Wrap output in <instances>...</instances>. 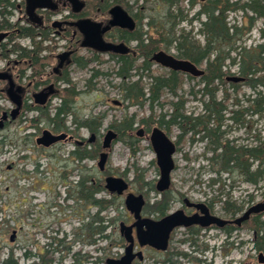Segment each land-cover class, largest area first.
<instances>
[{
	"label": "rangeland",
	"instance_id": "obj_1",
	"mask_svg": "<svg viewBox=\"0 0 264 264\" xmlns=\"http://www.w3.org/2000/svg\"><path fill=\"white\" fill-rule=\"evenodd\" d=\"M85 1L87 8L89 7L86 10L87 16H93L95 14L93 6L97 5V0ZM128 1L130 3L133 0ZM199 2L200 0H196L194 6L188 8L189 1H184V8L187 9V19L176 26V33L189 32L192 38L203 43V34L198 31L200 27L198 19L192 20V22L188 21L199 8ZM160 10L161 8L159 6L157 7L153 4L152 6H148L146 13L155 16L154 14ZM129 12L133 14L136 10L133 9V11ZM12 13L8 19L9 21L15 22L18 16L17 10H14ZM66 13L67 9H63L59 13H53L50 21L59 19L60 16ZM200 19H203V17L201 16ZM226 21L229 26H232L235 21H238L239 27L247 23L246 16L240 10L228 12ZM145 22L146 19L142 22L141 27L143 31L148 29ZM263 26L264 18L256 19L254 25L251 26L248 32L251 40L249 38L246 39V35H244L239 43L237 42L238 47H252L258 42L264 43L262 37L258 38L260 28ZM47 29L49 30L45 31L48 35L45 38H36L37 45L27 37H21L17 40L21 47L28 49H36V46L42 45L39 53L40 56L48 55L52 58L50 60L51 62L46 64L47 66L44 67L43 74L38 79L35 76L30 80L27 79V75L31 74V70L27 69L25 78L21 81L19 79V82L24 84L32 80L34 82L37 80H47L48 82H54L59 91L66 84L61 80H57L56 76L50 73L56 63L55 55L61 52L69 43L68 39L70 36H61L54 32L53 29L49 27ZM148 31L152 32L153 30L148 29ZM115 34L117 35V33ZM74 47H76L75 44L73 45ZM169 52L174 53V49L171 48ZM232 55L235 56V53L233 52ZM10 57H14V55L11 54ZM76 57L79 59L80 64L82 63V58L89 60V63L85 68H81L80 64L74 60ZM71 58L73 62L66 67V71H68L69 77L78 91V94L73 99L74 116L80 121L82 117H85L90 112L93 115L104 114L105 117L99 135L100 142L110 122L118 121L124 114L128 116L135 114L136 120L147 117L150 114L147 103L143 106L130 105L128 101L123 99L120 86L121 80L115 75L117 66L111 60L108 53H95L79 48L73 53ZM4 63L5 60L0 57V67ZM200 68H203V66ZM228 68L230 71H237L236 64L230 65ZM92 69L98 70L101 74L93 78L89 83L90 85H88L86 81L91 76ZM151 70L156 75L168 71L167 68L157 63L151 66ZM184 77V82L178 91V95L183 96V99H185L184 108L186 113L200 114L202 113V99L204 97L202 96V92L198 91L201 89V85L197 84L199 77L195 76L192 79L186 76ZM132 79L135 80L136 76H133ZM148 81L149 78L143 77L142 84H144L146 89ZM190 88L193 89V94L189 92ZM261 89L264 90V87ZM227 92L229 99L226 102V114L233 110L237 111L246 107L248 105L246 98L249 94L253 93L245 85H241L237 93H234L232 88L227 85ZM31 93L32 91L29 90L26 94L28 103L32 101L29 97ZM216 96L218 99L221 98L222 93L220 90H218ZM170 99L171 96L165 94L160 98V101L166 102ZM237 99L239 102L236 101ZM114 100L121 101V105L118 106L115 104L113 102ZM60 102L61 98L57 93L50 100L49 108H54ZM0 105L3 108L11 107V102L6 95L0 96ZM162 113H170L169 105L165 104L164 107L154 105L153 117L156 118ZM37 116L38 112L22 111V114L16 120L6 124L3 130L0 131V140H5L0 145V234H2L5 244L0 258H4L10 247H12L13 257L18 261V264H30L32 261H25L21 255L23 248L27 246L32 249V252L34 251L33 239L35 237L38 238V244L40 246L47 241H51L54 236L56 238L66 237L69 240L71 231L77 228L80 222L77 215L82 214V205L73 203L71 200L67 202L64 199L67 194L66 186H70V184L64 185L62 183V180L66 179V176L67 180L72 181V183L77 179L78 173L82 172V162L76 163L75 161H71L69 151L73 148L72 142H59L47 148L36 145L35 139L41 135L42 130H51L50 125L46 121H31L33 118H37ZM244 118L246 119V128L232 125L235 129L232 128V130L224 133V137L229 140L234 139L235 141L233 140V142L236 145L247 142L253 143L254 135L259 133L261 135L263 134L264 114L263 116H244ZM70 119L71 117H67L65 124L69 125L71 129H75L74 125L70 124ZM248 121L253 123L252 129L249 127L251 131L247 127L249 125ZM228 124L229 121H224V124L221 126V131L225 132ZM179 133L180 131L176 127H171V130L167 134L173 141H177ZM78 135L79 137L87 139L91 134L86 129L79 128ZM189 137L190 134H187L177 143V149L173 155L175 168L170 175V194L175 195L180 192L185 194L189 199L209 200L211 210L218 216L227 215L222 208L226 200L244 209L250 203L249 195H252L253 199L251 200L254 201L259 198L260 191H264V180L261 189H256L253 185L240 182L237 178L229 180L226 178V174L220 175V181L213 182L212 179L217 178L219 175L215 172L216 168L213 170L205 158L210 156V153L207 151V141L201 140L200 136L195 135L194 141L191 142ZM139 147L135 155L131 156L130 151L122 141L113 142L107 151L108 158L105 167L111 171L112 175L123 176L129 182V190L135 194L142 193L151 206L155 202V198L159 196L156 194V191L142 186L141 181L144 179V181H153L155 184L159 177L155 162V152L151 148L150 143L145 139L139 141ZM97 161L98 157L95 160L86 161V163L88 167H92L94 175L103 180L105 174L99 171ZM133 164L142 173L143 178L140 182L136 180L138 172L136 173L134 171ZM123 171H125L124 174H122ZM110 195L108 192L99 194L100 197L103 196L106 198H109ZM116 197L115 205L107 215L109 218L118 217V219L107 228V233L112 234L113 238L119 240V222L125 221L126 223H130L132 216L124 205L125 194ZM53 203L55 204L53 205ZM68 203L72 204V206L67 207ZM178 206V201L171 203L173 209ZM92 212H94V209H92ZM31 222L33 224L32 226ZM39 227L40 231H37ZM14 229L17 233L14 241L11 242L9 241V236ZM180 231H183L182 228L173 234L167 251L157 252L151 249H144V259L140 262L135 261L134 264H161L158 261L166 258L171 259L175 264H190L187 263L184 257L177 254V251L185 253L192 251V258L196 257V262L204 261L199 264H208V262H213V264H257L256 253L251 240L252 230L249 227L233 230L227 238L219 229H211L210 231L199 233L196 237H193L195 238V240L193 239L195 246L190 243L179 244L178 239H181ZM182 235L186 236L185 234ZM223 241L229 243V252L226 255L222 253L223 246H221V243ZM53 245L56 246L54 243ZM108 245V242L100 241L96 245H76L73 250H79L80 255L88 252L92 257H103V248ZM204 247H207L206 250ZM194 249L198 253H195L196 251ZM106 252L109 254L108 257L118 258L123 252V245L121 243L114 244ZM53 256L55 259L54 264L73 263V257L65 255L62 246ZM100 264L105 263L101 262Z\"/></svg>",
	"mask_w": 264,
	"mask_h": 264
},
{
	"label": "trees",
	"instance_id": "obj_2",
	"mask_svg": "<svg viewBox=\"0 0 264 264\" xmlns=\"http://www.w3.org/2000/svg\"><path fill=\"white\" fill-rule=\"evenodd\" d=\"M185 0H133L129 3L128 0H97V4L105 7L117 5L118 8L124 11H133L134 26L131 32L126 30H119L117 37L127 42H135L134 54L115 55L108 53L111 60L116 64L117 69L115 75L121 80V92L123 99L128 101L130 105L143 106L148 104L150 114L147 117H142L136 120L135 114L128 116L124 114L117 122H110L111 129L116 128L119 131L115 141H122L125 146L129 148L130 155L133 156L139 150V141H134L128 136L129 130L134 129V124L138 122L146 127L157 125L168 132L171 127H176L180 133L178 141L190 134L189 140L194 141L195 135H200L201 140H206L207 151L211 152V156L205 157L212 169L219 175L217 178L212 179L213 182L220 181V175L226 174L227 179L237 178L244 183L257 186L264 180V129L263 134H256L254 144L236 145L232 141L224 138V131H221V126L226 120L225 110L227 109L226 102L229 99L227 92V85L232 88L234 93H237L241 85H245L252 90L246 98L248 105L243 108L244 111L250 113H257L260 116L264 114V44H257L252 47L240 46L238 47L240 39L249 31L254 21L257 18H264V0H205L200 3V9L191 18H199L201 14L205 15V20L200 21L199 32L203 34V43L191 37L190 33L181 32L176 33V26L187 19V12L184 8ZM189 7L192 8L196 0H188ZM4 6L9 4V0H0ZM159 6L161 10L154 14L155 16L148 15L146 10L148 6ZM241 10L244 12H251L252 15L248 16V23L242 27L236 25L229 26L226 18L229 11ZM1 14H6V10L0 11ZM4 16V15H3ZM146 19L145 24L149 30H142V22ZM7 20L0 21V28L9 26ZM30 27L20 28L21 36H29L32 39L37 34L46 37L48 34L45 30L36 29L31 31ZM264 34V28L261 29ZM174 49L172 56L178 60L190 62L197 68L202 70L197 82L201 85L202 92V113H186L184 105L185 99L183 96L178 95L183 82L184 76L193 78L191 73L182 72L179 70L168 69L166 73L153 74L151 66L154 62L151 61L152 55L160 50L167 53L170 49ZM42 45L36 46V49H28L21 47L18 44L12 46L11 49L5 44L0 50V57L8 56L11 52H17L19 62V79L20 81L25 78L27 69L31 70V74L27 75V79L34 76L38 79L44 72V67L49 64L52 58L48 55L40 56ZM235 53V56L232 53ZM79 63V59L74 58ZM73 62V59L71 63ZM89 60L82 58L81 68H85ZM237 65V72L243 78L241 82L227 81V76L232 73L228 69L230 65ZM203 66V68H200ZM101 73L98 70L92 69L91 76L87 79L86 84L92 81ZM136 76L133 80L132 77ZM143 77L149 78L147 89L142 84ZM63 83L66 84L62 89H59L58 96L61 102L50 109L49 104L42 105L36 101L31 105L25 101L22 104V111L34 110L38 112L37 118H33L32 122L46 121L50 125L51 130L56 133L66 132L75 137L78 135V129L84 128L89 134H94L96 137L94 142H88L87 139L82 138V146L75 145L74 149L69 151L71 161L76 163L82 162V172L78 173L77 178L72 181L66 179L62 180L64 185L67 186V194L64 199L66 201L72 199L76 204H82V222L79 227L82 230V244L96 245L100 241L108 242V246L104 247V256L92 257L88 252L80 255V251L73 254L74 264H106L110 246L114 244L123 243L112 237V234L107 233V228L115 222L118 217L109 218L107 213L113 209L115 205L116 196L111 194L109 198L100 197L99 194L106 192L103 180L94 175L92 167H88L86 161L95 160L101 150V142L99 141L100 129L104 120V114L93 115L91 112L79 121L74 116L73 99L78 94L74 84L72 83L68 71L58 77ZM29 83H24L27 85ZM41 82L37 80L36 86ZM32 89V88H31ZM28 88L27 91H31ZM218 90L221 91L222 96L217 98ZM193 94V89L189 91ZM171 96V99L166 102H161L160 98L163 95ZM0 95H5L1 92ZM31 97V96H30ZM239 102V100H236ZM168 104L170 113L159 114L156 118L153 117L154 105L164 107ZM2 109L0 108V115ZM22 113V112H21ZM238 111L233 110L232 118L235 122H241V115ZM71 117L70 124H73L75 129H71L66 125V118ZM113 141V142H115ZM5 142V140H1ZM133 169L138 175L137 181H141L142 173L139 168L133 164ZM105 175L111 174V171H103ZM71 173V172H70ZM69 181V182H68ZM142 186H146L149 190L155 191L153 181H141ZM169 196L163 192L161 197L157 199L151 206H146L144 211L149 214L163 216L169 209ZM55 203H53L54 205ZM147 205V204H146ZM72 204H67L71 207ZM223 210L225 213L235 216L242 211V207L224 201ZM94 209V212H92ZM29 214V212H28ZM256 220L250 218L246 226L250 229H255ZM31 222V226H32ZM21 227V225L19 224ZM78 228V227H77ZM75 239L81 237L80 234H75ZM49 244H44L43 249L38 254L40 264H54V253L60 250L63 245L62 238L52 237ZM253 242V240H252ZM56 244V246L53 245ZM255 245V243H254ZM54 246V247H53ZM5 247V244H4ZM98 248V247H97ZM13 248L10 247L4 258H0V264H14L16 260L13 257ZM22 258L25 261L32 260V249L27 246L23 248ZM1 257V255H0ZM61 262V261H59ZM161 264H175L171 259H164Z\"/></svg>",
	"mask_w": 264,
	"mask_h": 264
},
{
	"label": "flooded vegetation",
	"instance_id": "obj_3",
	"mask_svg": "<svg viewBox=\"0 0 264 264\" xmlns=\"http://www.w3.org/2000/svg\"><path fill=\"white\" fill-rule=\"evenodd\" d=\"M100 2H103V0H100ZM88 8H87V3L85 0H9V4L6 6V8L4 6V3H0V11L6 10V14L0 13V21H3L5 19L10 23L9 26H7L5 28H0V34H5V37L0 42V50H2V48L5 44H7V47L9 49H11L12 46H14L16 44H18L20 46V44L17 42V40L20 39L21 37L29 38V40L31 42H33L34 44L36 43L35 40L37 37L40 39L43 38L41 36V34H37L34 39H32L29 36H21V34H20V28L21 27H23V28L30 27V29H32L31 30L32 32H34L36 29L49 30V29H47L49 27L50 29H53V31L56 32L58 35H61V36L69 35L70 36V38L68 39L69 43L65 46V48L61 52H59L55 55V62L56 63L52 67V71L50 73V74H53L54 76H56V79L59 81H60V79H58V77H62L63 72L66 71V67L71 64V61H72L71 56L79 48H82V50H89V51L95 52V53H111V54H115V55H127L129 53L134 54L132 51H129L127 53H122V52H117V51H113V50L111 51L108 49V46H110V45L124 43L126 46H128L132 50H134L135 42H127L126 40H124V39L120 40L117 37V35L119 34V30H126L128 32L132 31V27L130 25L134 23L133 14L130 13L129 10L125 11V13L128 17V21L130 20V23H129L128 27H123L117 23L118 13L120 11L117 5H113L110 7L103 8V6H101L100 4H97V5L93 6V9L95 11V14L93 16H87L86 10ZM91 8H92V6H91ZM63 9H67V13L60 16V18L56 20V21L60 22L58 27H52V21H50L51 15L53 13L62 12ZM14 10H17L18 16H17V20L15 22H12V21H9L8 17L13 14L12 12ZM242 12L246 16L247 23H248V16H251L252 13L249 11L248 12L242 11ZM81 20H82V30L79 27V25L77 24V22H79ZM83 22H86V23H88L87 25H91L92 27H94L93 29L95 30L97 35H99V37H97L96 35H94L93 37H89L85 31L86 27L83 25ZM253 25H254V23H253ZM112 30H113V32H112ZM115 33H117V35ZM262 39H264V34L262 35ZM74 44L76 45V47L73 48ZM36 45H37V43H36ZM68 51L70 52V55L68 57L69 59L65 62L60 63L59 60L57 59V55H59L63 52H68ZM11 54H13L14 57H10ZM2 58L5 60V63L0 67V74H4L8 78L7 79L6 78H0V85H1L0 93L3 92L7 95L6 91H8L9 93H13L14 95L19 94V93L23 94V92L24 93L27 92L28 88L33 89V90L31 89V91H32L31 94H36L38 92L47 93L48 92L47 87L49 85H52V91H53L52 94H49L47 96H43L42 100L36 101L34 99L37 103L42 104V105L49 104L52 97L58 93V89L55 86V83L50 82V81L48 82L47 80H45V81L41 80L40 81L41 83L39 84V86H36L37 81L34 82V80L29 81V83L27 85L20 83L19 82V72H20L19 62L21 60L18 59L17 52H11V53H9L8 56H4ZM9 80H10L11 86H10ZM13 94H12V96H14ZM10 100L12 101L11 98H10ZM115 104H117L119 106V105H121V101H118V103H115ZM0 108L3 109V107L1 105H0ZM243 108H241L240 110H237L239 112L238 114L241 115V122H235L232 118H230V116L232 115V111L230 113L226 114L227 109L225 110L226 120L229 121V124L227 125V129L225 130L224 133L232 130V128L235 129V127L232 125H238L240 127L246 128V119L244 118V116H253V115L258 116L259 115L257 113L252 114L250 112H246L243 110ZM10 122H12V121L5 120L3 123V127L0 128V131L3 130L5 125L10 123ZM248 124L249 125L247 127H248L249 131H251L250 128L252 129L253 123L249 122ZM133 127H134V129L129 130V132H128V136H130V138L132 140L141 141L142 139H145L146 141H148L150 143V146L153 149V141H152L153 137H151V136L153 134V130L156 128V129H158V131H160V133H162L164 136H166L168 139H170L172 142H174L175 152H176V149H177L176 141H173L168 136L167 133H169V132H167V130H165L164 128H161V127L157 126L156 124L152 125L149 128V127L144 126L143 124H139L138 122H136ZM113 130L117 133V136H118L119 131L116 128H114ZM53 133H56V132H53ZM162 134L158 135L157 138H161V136H163ZM67 135H68V137H71V138L66 139L62 142H72L75 145L82 146V143H83L82 137H79V136L75 137L71 134H67ZM198 136H200V135H198ZM103 137H104V135H103ZM103 137H102V139H103ZM224 138L227 139L226 137H224ZM95 139H96V137H94L92 142H94ZM253 139H254L253 143L247 142V143H242V145L245 146L248 144H254L255 139H256V135L253 136ZM155 140H157V139H155ZM227 140H229V139H227ZM233 140L234 139H232L230 141L233 142ZM101 142H102V140H101ZM0 145H1V140H0ZM239 145H241V144H239ZM127 149L129 150L128 147H127ZM153 151H154V149H153ZM209 153L211 156V152H209ZM155 162H156V159H155ZM156 165H157V163H156ZM157 168H158V172L160 175V169H159L158 165H157ZM124 173H125V171L122 172V174H124ZM106 176L107 175H105L104 178ZM120 177H123V176H120ZM104 178H103V181H104ZM240 182H242V181H240ZM262 182L263 181H261L256 186V189H261ZM128 184H129V182H128ZM129 189H130V187L124 193L125 195L128 192H131ZM169 190L171 191L170 186L167 190L163 191V192H166L170 198L169 209H168L167 213L163 216H158V215H154L151 213L149 214L148 212L144 211V208L146 206H150L149 205L150 203H148V201H146V199L142 193H138V194H142L144 197V200H145V203H144L142 210H141V216L142 217H148V218H151L153 220H159L162 217H164L170 213H174L177 210H181L183 215H185L187 217H191L189 224L187 226H175L169 232L168 240H167V247L165 250H156L154 247L149 246V245L140 246L136 240L135 229L133 228V236L135 238V243H134V250L135 251L141 250L143 253L144 249H151V250H154L157 252H165L169 248L173 234L176 233L177 230L181 229V228L183 231H180L181 239H178L179 244L190 243L193 246H195V242H194L195 238H193V237H196L199 233H202V232L204 233L206 231H210L211 229L221 230L225 234V237L227 238L229 235H231L233 230H237L239 228H247L246 223L249 222L250 218H254L256 220V222H255L256 228L251 229L252 230L251 231V233H252L251 240H253L252 245H253V248H254L255 253H256L257 264H264V191L263 190L260 191V196L255 201L251 200V199H253L252 195H249L250 203L247 205L246 208L242 209V212L240 214L237 213L235 216H232V215L227 214V213H226L227 215H225V216H218L211 210V203H209L210 202L209 200L201 201V200H193L191 198L189 199L188 197H186L185 194L180 193V192H178L175 195H172L169 193ZM155 191H156V189H155ZM163 192H161V193L157 192L156 193L159 197L155 198V201L161 197ZM185 199H187L188 201H186ZM70 200L73 203H75L74 200H72V199H70ZM176 201L179 202V206L176 207L175 209H173L171 207V203L176 202ZM198 202H203L207 206L210 214L217 216L223 220L229 221V222L225 223L222 226H216L215 224H209V225H205V226L201 225L200 224V220H201L200 217L202 216V213L195 206L190 205V203H198ZM255 204H261V206H263V207L259 211L250 214L249 218L247 220L243 221L240 225H236L235 223L232 222V220H234L238 216L242 215V213L244 211H246L249 207H251ZM130 215L132 216V221L130 223L125 222L127 225L132 224L134 221L133 215L132 214H130ZM77 216H78L79 221H80L78 228H75L71 231V233H70L71 237H69V240H67L66 237L62 238L63 239V245H62L63 253L65 255L70 256V257H73V254L75 252L77 253L79 251V250L78 251L73 250L76 247V245L80 246V244H82V233H81L82 230L79 229L81 222H82V214L81 215L79 214ZM37 231H40V227L37 229ZM75 234H80L81 237H77L75 239V237H76ZM182 234H185L186 236H183ZM52 240L53 239H51V241ZM121 240H123L122 244L125 245L126 244L125 240L120 235L119 241H121ZM51 241H47L46 244L51 243ZM38 243H39L38 238L35 237L33 239V245H34L33 257H32V261L30 262V264H40L38 261V259H39L38 254L43 249V245L40 246ZM254 243H255V245H254ZM221 246H223L222 247L223 248V251H222L223 255L228 254L229 243H227V241L226 242L223 241V243H221ZM204 248L206 250L207 247H204ZM3 249H4V240H3L2 234H0V255L3 253ZM194 251H196L195 253H198L197 250L194 249ZM177 254L184 257L187 260V263H190V264H199V263L204 262L203 260L199 261V263L196 262V260H195L196 257L192 258V251H189V253L177 251ZM135 261L140 262L139 260L134 259L133 264ZM14 264H18V261L16 260V262ZM72 264H74V261ZM80 264H82V263H80ZM208 264H213V262H208Z\"/></svg>",
	"mask_w": 264,
	"mask_h": 264
},
{
	"label": "water",
	"instance_id": "obj_4",
	"mask_svg": "<svg viewBox=\"0 0 264 264\" xmlns=\"http://www.w3.org/2000/svg\"><path fill=\"white\" fill-rule=\"evenodd\" d=\"M119 10L120 11L118 13L117 23L123 27H128L130 20L128 21V17L123 9L119 8ZM59 24L60 22L54 21L52 22V27H58ZM77 24L82 30V20L77 22ZM87 24L88 23L83 22V25L86 27L85 31L87 35L89 37H93L94 35L99 37V35H97L95 30L93 29L94 27ZM130 26L133 28L134 23L131 24ZM4 37L5 34H0V42ZM108 49L111 51L113 50L122 53H127L129 51H132L134 53V51L130 47L126 46L124 43L110 45L108 46ZM69 55H70L69 51L63 52L57 55V59L59 60L60 63H62L69 59L68 58ZM151 61L172 70H179L185 73L189 72L194 76H200L202 74V70L198 69L190 62L178 60L174 58L171 54H168L162 50L155 52L151 57ZM0 78L7 79L8 77H6V75L4 74H0ZM227 80L231 82H240L243 80V78L240 76H228ZM47 90H48L47 93L38 92L36 94H33V98L36 101L42 100L43 96L52 94L53 93L52 85H49L47 87ZM6 93L9 96V98L12 99L14 107L9 112L4 111L2 113L0 117V128L3 127V123L5 120L14 121L18 117L22 105L21 93L15 95L13 93H9L8 91H6ZM12 94L14 96H12ZM113 102L118 103L117 100H114ZM160 134L162 133H160V131H158V129L155 128L151 136L153 137L152 141H153V149L155 152L156 163L160 169L159 178L155 183V189L159 193L169 188L171 182L170 175L175 167V163L173 160V155L175 153L174 142H172L163 134L161 138H157V136ZM94 137L95 136L92 134L88 142L89 143L92 142ZM116 137H117V133L111 128H108L107 131L105 132L101 144L102 151L99 153L98 161H97V167L99 171H104L108 158L107 151L110 149L111 144L116 139ZM70 138L71 137H68L67 133L53 134L50 130L45 129L41 132V135L36 138L35 142L37 145H41L43 147H49L57 142L64 141ZM104 188L106 189V191H108L111 194L121 196L128 190L129 184L123 177L108 175L104 178ZM185 200L188 201L187 199ZM144 203L145 200L142 194H135L133 192H128L125 195L124 205L127 211L133 215L134 221L130 225L125 224L123 221L119 222L118 225L119 234L124 238L126 242V246L124 248V253L120 258L118 259L108 258L106 260L107 264H133L134 259H137L139 261L143 260L144 255L142 251L141 250L134 251L135 238L133 236V228L135 229L136 240L140 246L149 245L154 247L156 250H165L167 247L169 232L175 226H187L191 220V217H187L183 215L181 210H177L174 213H170L159 220H153L148 217H142L141 210ZM190 205L195 206L202 213V216L200 217L201 218L200 224L203 226L209 224L222 226L225 223L229 222L210 214L207 206L203 202L190 203ZM262 207L263 206H261V204H255L249 207L246 211H244L242 215L232 220V222L235 223L236 225H240L243 221L249 218L250 214L259 211ZM15 237H16V231H13L9 237V240L12 242L14 241Z\"/></svg>",
	"mask_w": 264,
	"mask_h": 264
}]
</instances>
